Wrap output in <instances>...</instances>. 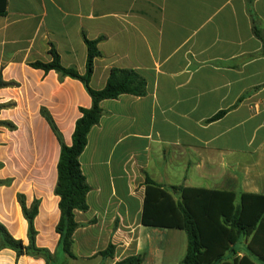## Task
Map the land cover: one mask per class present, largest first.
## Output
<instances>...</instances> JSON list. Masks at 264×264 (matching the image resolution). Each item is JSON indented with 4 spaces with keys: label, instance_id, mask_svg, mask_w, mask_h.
Instances as JSON below:
<instances>
[{
    "label": "crops",
    "instance_id": "1",
    "mask_svg": "<svg viewBox=\"0 0 264 264\" xmlns=\"http://www.w3.org/2000/svg\"><path fill=\"white\" fill-rule=\"evenodd\" d=\"M85 39L101 53L93 89L126 69L145 80L146 94L101 102L80 156L90 192L88 210L75 211L69 257L56 232L61 145L41 109L71 146L92 99L80 81L31 64L50 63L54 48L64 67L84 75ZM0 78V122L14 126H0V224L28 245L18 197L27 208L39 201L36 245L55 256L52 264H182L186 232L142 223L148 179L176 201L182 188L233 193L237 202L264 196V0H7ZM250 241L235 246L238 258ZM0 264L47 262L18 255L0 237Z\"/></svg>",
    "mask_w": 264,
    "mask_h": 264
},
{
    "label": "trees",
    "instance_id": "2",
    "mask_svg": "<svg viewBox=\"0 0 264 264\" xmlns=\"http://www.w3.org/2000/svg\"><path fill=\"white\" fill-rule=\"evenodd\" d=\"M6 14L7 0H0V17ZM85 43L87 62L84 75L79 74L75 68L64 67L54 48L50 51L53 58L50 63L31 64V67L46 73L55 71L61 79L72 78L80 81L92 99L90 108H80L81 117L75 124L71 146L66 145L50 112L46 108L41 109V115L48 122L61 145L57 166L58 180L55 187V195L60 198L61 217L56 232L60 237L59 250L69 257H74L73 235L79 228V224L75 221V211L88 210L87 195L90 192L81 169L80 156L87 147L90 131L99 124L103 115L101 102L117 99L122 95L142 97L146 94L145 80L135 71L126 69H113L106 86L101 90L93 89L91 80L94 62L101 53L98 49V41L85 39ZM2 86L4 83L0 78V88ZM1 125L14 128L10 123L0 122ZM180 191L181 200L176 201L168 189L148 179L142 223L144 226L172 228L186 232L188 248L182 264H259L254 258L264 263V196L243 194L237 202V196L233 193L189 188H182ZM18 199L29 224V244L25 245L23 241L14 239L0 224L2 245L20 256L43 258L47 264H52L55 256L36 245L35 219L39 212V201H35L31 208H27L25 198L19 196ZM248 238H251L250 252L238 258L235 246L241 240ZM113 252L114 246L111 245L101 255L111 256ZM141 263L140 257H131L118 264Z\"/></svg>",
    "mask_w": 264,
    "mask_h": 264
}]
</instances>
